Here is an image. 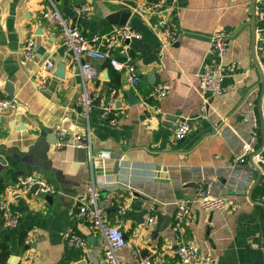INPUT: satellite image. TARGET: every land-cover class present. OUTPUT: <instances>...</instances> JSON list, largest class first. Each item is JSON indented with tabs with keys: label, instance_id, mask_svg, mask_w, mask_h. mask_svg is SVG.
Segmentation results:
<instances>
[{
	"label": "crops",
	"instance_id": "1",
	"mask_svg": "<svg viewBox=\"0 0 264 264\" xmlns=\"http://www.w3.org/2000/svg\"><path fill=\"white\" fill-rule=\"evenodd\" d=\"M51 1L86 35L108 28L115 12H129L126 25L141 37L118 45L115 53L131 58L140 83L133 88L124 73L105 61L93 60L98 71L89 84L93 108L88 117L83 116L78 105L79 69L71 51L61 45L55 26L42 18L50 2L0 0V97H8V86L17 103L15 109L0 111V204L17 220L14 227L0 225V238L9 237L8 260L12 256L16 264H101L105 238L78 214L85 189L93 184L107 222L125 233V246L118 254L126 264H139L132 253L135 248L151 264H184L174 253L178 241L170 228L180 201L192 206L183 224L184 241L210 254L217 264H264V204L260 199L264 196V147L260 163L252 154L241 162L236 159L252 138L250 116L253 111L258 114L261 90L260 67L251 55L250 1L178 0L166 14L179 31L170 46L164 45L156 16L133 13L145 0ZM83 3L91 11L75 15L74 6ZM258 5L262 18L256 20V29L264 30V0ZM215 32L229 35L222 55L209 49V37ZM29 37L34 39L35 59L24 61L21 46ZM46 59L54 66L41 87L38 75ZM211 62L225 70L218 95L203 94L198 88L199 74ZM231 63L240 69L227 71ZM163 82L169 87L167 95L151 100L149 91ZM130 92L139 101L130 103ZM110 99L118 109L114 123L101 112ZM168 116L174 119L167 122ZM183 119L190 128L183 139L176 140L174 128ZM42 130L50 139L60 130L88 133L91 150L62 146L63 150L49 151L47 162L38 160L31 148ZM57 141L58 137L56 147ZM261 143L260 136L255 151ZM100 149L108 150L110 157H95ZM255 167L261 171L256 184ZM31 172L57 192L43 195L15 188L17 176ZM203 180L211 182L212 193L227 196V210L199 209L196 188ZM120 205L126 206L125 214H118ZM150 205L171 219L166 229L157 227V216L149 229H143ZM66 230L84 238L85 247L67 246ZM27 234L33 238L29 246L23 243ZM29 249L35 253L32 259Z\"/></svg>",
	"mask_w": 264,
	"mask_h": 264
},
{
	"label": "built area",
	"instance_id": "2",
	"mask_svg": "<svg viewBox=\"0 0 264 264\" xmlns=\"http://www.w3.org/2000/svg\"><path fill=\"white\" fill-rule=\"evenodd\" d=\"M50 2L42 12V18L52 26H55L56 32L61 40V45L70 50L73 56V63L79 69L80 73V93L78 105L81 114L88 117L93 108V96L89 88V84L97 77V68L92 64L93 60L105 61L108 65L117 72L125 74V79L129 85L136 88L140 83V76L137 66L131 61V58L125 54L120 56L115 53V48L125 41L137 40L141 37L140 33L132 29L128 25L110 24L108 28L100 32H92L84 34L74 22L62 16L60 11ZM178 0H145L142 4H137L134 7L133 13L137 15H154L157 18V27L164 39V45L170 46L176 42L179 31L176 26L167 18V11L177 6ZM250 1V0H249ZM260 0L255 2L256 20L262 18V13L259 9ZM75 15L89 13L91 11L88 3L74 6ZM229 35L225 32H215L209 37V49L212 53L222 55L227 48ZM254 51L259 63L260 70L264 79V30L256 29ZM21 56L24 61H33L35 59V43L32 37L27 38L21 46ZM53 61L46 59L40 68L38 75L39 85L44 87L52 74ZM240 66L231 63L227 67V71L236 72ZM224 68L216 63H208L199 74L198 88L201 93H210L218 95L222 93V80ZM168 85L166 83H158L149 91L148 97L151 100H159L164 98L168 93ZM17 103L13 98L0 97V111L15 109ZM102 116L109 122L114 123L118 117V109L115 106V101L108 100L101 106ZM260 112L263 117L264 124V92L263 99L260 105ZM253 127L252 138L249 143H245L240 153L236 156L238 161H244L250 154H253V160L256 163L263 161L261 151L255 152V146L259 139L257 129L260 128L259 113L255 111L250 116ZM190 124L183 119L175 125L174 137L176 140H181L188 133ZM57 146H71L75 148H85L91 150L90 138L88 133L83 134H67L64 130L57 131ZM264 147V146H263ZM90 158L92 154L89 153ZM95 157L105 159L110 157V152L105 149L97 150ZM15 188L22 192H30L35 187L40 194L56 193V188L46 181L37 173H25L17 176ZM98 191L93 184H89L85 189L84 199L79 205L78 214L85 216L95 228L103 234L106 247L103 251L101 264H126L118 252L125 246V233L117 225H111L105 218L104 209L98 202ZM264 204V196L261 198ZM195 202L199 209L203 211H223L227 210L229 201L227 196L222 194H214L211 192V182L203 180L197 184ZM192 210L191 203L188 201H180L176 203L173 213L171 231L178 241L174 249V253L182 263H198V264H217L215 258L210 254L202 253L201 250L188 241H184L183 224ZM126 206H118V214H125ZM156 207L150 205L144 215L143 229H149L156 221ZM0 217L2 224L7 227H14L17 220L10 216L3 203L0 204ZM31 234H27L23 243L29 246L32 243ZM63 240L67 246L84 248L86 241L79 237L72 230H66L63 233ZM264 251V245L262 246ZM133 256L138 259L139 264H151L148 258L139 255L138 250H133ZM35 253L32 249L28 250V258L32 259Z\"/></svg>",
	"mask_w": 264,
	"mask_h": 264
},
{
	"label": "water",
	"instance_id": "3",
	"mask_svg": "<svg viewBox=\"0 0 264 264\" xmlns=\"http://www.w3.org/2000/svg\"><path fill=\"white\" fill-rule=\"evenodd\" d=\"M255 2H256V0H250V14H251L250 25H251V31H252L251 55H252V59H253L254 63L256 64L257 68H259V63L257 61L255 51H254L255 35H256ZM129 16H130L129 12L117 11L110 16L109 22L112 24L125 25ZM259 72H260L261 90H260V97L258 100V107L257 108H258V113H259L260 133H261L262 143H261L260 148L255 152L261 151V149L264 146V124H263V117H262L261 112H260V105H261V100H262V96H263V92H264V79H263V75H262L261 70H259ZM155 82H158V80H156V78H155ZM7 95L9 98H13V92L11 89H9L8 86H7ZM127 96H128V100L130 103H135V102L139 101L138 98L134 95V93L130 92V93H128ZM173 119H174L173 116L165 117V120L167 122L172 121ZM47 134L48 133L43 131V130L40 131L39 137L36 140L35 145L32 146V148H31V150L34 152V155L36 156V158L38 160L45 161V162L48 161V153L50 150H52L53 152L58 151V146L56 147V145L54 144L57 137L55 136L54 139H50L47 136ZM63 148L64 147H62V149H60V150H63ZM252 156H253V154H252ZM1 159H3V158L0 156V160ZM256 171H257V179L255 181V184L261 178V171L258 167L256 168ZM36 189L37 188L35 187L33 190H36ZM250 194H251V192H250ZM170 222H171L170 218L165 217L162 213H157V227L160 228V231L166 229L169 226ZM15 259H16L15 257L11 256L8 260L9 264H16ZM184 264H189V263H184Z\"/></svg>",
	"mask_w": 264,
	"mask_h": 264
},
{
	"label": "trees",
	"instance_id": "4",
	"mask_svg": "<svg viewBox=\"0 0 264 264\" xmlns=\"http://www.w3.org/2000/svg\"><path fill=\"white\" fill-rule=\"evenodd\" d=\"M257 133L261 136L260 128L257 129ZM260 138V137H259ZM2 224V219L0 217V225ZM9 237L7 235L0 238V264H9L7 262L9 257Z\"/></svg>",
	"mask_w": 264,
	"mask_h": 264
}]
</instances>
